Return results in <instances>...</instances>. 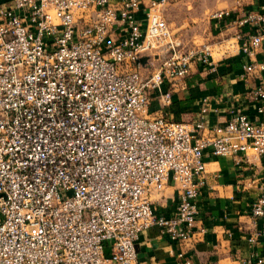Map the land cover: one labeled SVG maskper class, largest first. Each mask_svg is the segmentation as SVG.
<instances>
[{
  "label": "built area",
  "instance_id": "2783aa9c",
  "mask_svg": "<svg viewBox=\"0 0 264 264\" xmlns=\"http://www.w3.org/2000/svg\"><path fill=\"white\" fill-rule=\"evenodd\" d=\"M173 1L0 0V264H134L150 225L176 241L193 234L205 156L264 157V81L248 89L252 118L235 109L208 124L206 97L189 122L150 109L170 104L193 64L210 67L214 46L247 57L240 78L264 71V0L212 10L232 38L189 46L166 21ZM140 57L157 60L147 74ZM168 182L173 211L155 213L150 194ZM258 188L254 218L264 179ZM245 262L264 264V251ZM174 264L192 261L179 250Z\"/></svg>",
  "mask_w": 264,
  "mask_h": 264
},
{
  "label": "crops",
  "instance_id": "0c3cea01",
  "mask_svg": "<svg viewBox=\"0 0 264 264\" xmlns=\"http://www.w3.org/2000/svg\"><path fill=\"white\" fill-rule=\"evenodd\" d=\"M259 1L238 0L234 10L239 14L255 9ZM208 20L205 39L201 42L214 43L223 36L232 38L233 26L225 27L222 21ZM214 48L211 66L193 64L181 86L172 91L169 105L158 108L157 101L151 100L153 113L189 122L195 118L201 97H206L208 124L222 123L235 109L249 118L254 116V103L248 89L252 82L264 81V71L244 80L239 72L247 57L234 48L229 51L223 46ZM254 58L264 59V43ZM146 64L144 57L140 65L143 74L150 71ZM165 87L163 84L162 89ZM204 161L205 172L196 199L197 213L191 237L176 241L152 224L140 231L134 241V264H174L175 253L179 250L191 258L192 264H248L245 259L253 252L264 251L263 233H258L254 241H247L252 231L264 225V217L254 218L249 212V203L259 191L258 183L264 179V157L235 162L229 156L219 155L205 156ZM150 199L155 213L169 215L176 202L174 186L166 183L161 190L152 192Z\"/></svg>",
  "mask_w": 264,
  "mask_h": 264
},
{
  "label": "rangeland",
  "instance_id": "374dc122",
  "mask_svg": "<svg viewBox=\"0 0 264 264\" xmlns=\"http://www.w3.org/2000/svg\"><path fill=\"white\" fill-rule=\"evenodd\" d=\"M238 0H175L165 9L166 21L184 46L199 43L205 39V32L209 26V13L216 8H233ZM151 59L146 69L156 64ZM141 66H139L140 68Z\"/></svg>",
  "mask_w": 264,
  "mask_h": 264
},
{
  "label": "water",
  "instance_id": "95a60500",
  "mask_svg": "<svg viewBox=\"0 0 264 264\" xmlns=\"http://www.w3.org/2000/svg\"><path fill=\"white\" fill-rule=\"evenodd\" d=\"M144 57H140V60L143 61Z\"/></svg>",
  "mask_w": 264,
  "mask_h": 264
}]
</instances>
